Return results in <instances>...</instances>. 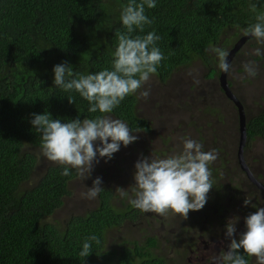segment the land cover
Returning a JSON list of instances; mask_svg holds the SVG:
<instances>
[{"label": "trees", "instance_id": "16d2710c", "mask_svg": "<svg viewBox=\"0 0 264 264\" xmlns=\"http://www.w3.org/2000/svg\"><path fill=\"white\" fill-rule=\"evenodd\" d=\"M127 2L0 0V264L170 263L157 254L160 243L155 237L143 245L127 240L107 251L108 233L127 222L138 221L139 213L131 205L118 210L114 190L107 185L102 186L105 191L98 196L95 208L71 216L64 225L49 219L70 196V184L78 178L75 172L71 178L63 177L59 165H47L38 182L29 188L39 165L32 149H40L39 134L30 124L32 114L48 111L54 119L63 120L99 115L89 113L88 102L75 91L64 92L54 86L53 67L67 63L82 74L111 69L117 46L115 33L124 31L120 10ZM253 3L256 12L251 10ZM145 14L152 24L145 26L144 33L134 35L154 30L161 37L158 47L165 59L155 76L160 82L166 83L176 71L197 61L205 66L212 80H219L221 70L214 67L218 59L211 48L232 51L245 37L243 30L256 23L258 14H264V0H158L154 9H145ZM250 40L253 39L236 52V57ZM258 59L264 60V56ZM219 90L225 94L222 88ZM138 102L135 95L129 96L108 115L122 119L134 132L151 134L152 124L139 115ZM247 135V143L264 141V105L247 119ZM218 141L215 137L213 143ZM210 167L217 197L214 207L222 212L221 202L229 199L234 209L238 195L229 197L218 170ZM229 175L228 178H235V173ZM247 186L261 190L250 181ZM260 207L264 203L237 206V211L245 208L249 216ZM202 220L211 221L207 217ZM184 229L182 226L179 231ZM180 232L178 236L182 237ZM188 233L196 235L198 230ZM90 234L97 235L101 243L93 246V254L84 261L78 253ZM177 240L172 247L181 238Z\"/></svg>", "mask_w": 264, "mask_h": 264}, {"label": "clouds", "instance_id": "9594fccd", "mask_svg": "<svg viewBox=\"0 0 264 264\" xmlns=\"http://www.w3.org/2000/svg\"><path fill=\"white\" fill-rule=\"evenodd\" d=\"M157 3L158 0H128L122 5L119 20L124 31L115 33L117 46L111 69L82 74L67 63L53 67L54 86L64 92L75 91L88 102L89 113H99L93 118L77 116L72 120L54 119L48 111L32 114L30 124L39 134L41 155L59 165L63 177L71 178L75 172L76 176L87 180L94 165L101 160L111 161L122 146L126 148L137 141L138 136L134 134L137 132L122 119H113L108 114L158 75L165 59L158 47L161 37L154 30L146 35H134L144 33L145 26L152 24L145 9H154ZM251 10L257 11L255 3L251 4ZM243 34L264 46V14H258L256 23L245 28ZM211 51L218 59V68L229 73L232 67L227 59L229 52L219 47H213ZM254 54L264 56V47H257ZM243 71L253 79L258 74L254 62L243 65ZM149 95L150 90L140 92L144 99ZM68 101L73 104L72 99ZM216 159V150L206 152L202 142L186 137L183 150L177 154L138 159L134 166V185L128 189L118 187L115 191L143 213L159 216L171 213L186 219L190 212H198L207 204L208 194L213 189L210 165ZM103 191L102 178L97 177L84 195L94 200ZM250 203V200H244V206ZM238 222L239 217L226 222L225 236L230 243L227 251L222 250L213 258V264H249L246 257H255L256 264H264V207L256 208L245 218L246 230L237 239ZM100 243L97 235L90 234L82 242L79 257L85 261L93 254V246Z\"/></svg>", "mask_w": 264, "mask_h": 264}, {"label": "rangeland", "instance_id": "374dc122", "mask_svg": "<svg viewBox=\"0 0 264 264\" xmlns=\"http://www.w3.org/2000/svg\"><path fill=\"white\" fill-rule=\"evenodd\" d=\"M257 47L260 45H256L255 40H250L240 55L234 57L230 63L231 71L226 75V79L232 85V92L245 106L248 118L254 116L264 105V60H259L254 54ZM211 53L215 55L213 52ZM249 62H254L258 73L254 79L249 78L243 71V65ZM214 67L219 69L218 65ZM212 78L209 77L208 70L200 61L188 68L179 69L166 83L160 82L157 77L153 76L135 94L139 101V115L152 124L153 132L151 134L136 133L138 139L135 143L126 148L122 146L111 161L105 163L101 160L94 165L89 179L78 177L72 181L70 196L65 199L62 208L49 220L64 225L71 216L83 215L95 208L98 205V197L90 200L84 194L88 188L92 187V183L97 177L102 178V186L107 185L114 190L116 196L114 205L118 210L124 211L130 204L127 199L120 198L115 190L118 187L128 189L134 185V166L138 159L166 158L177 154L183 150V141L186 137L202 142L203 150L206 152L216 150L217 159L212 165L213 170H218V176L229 197L238 195V202L234 201L238 207H244V200L249 197H251L252 205L259 206L264 203V190L250 189L247 186L249 182L247 177L239 171L236 140L237 137L239 139V124L236 113L232 109V101L218 89L219 80L216 78L212 80ZM145 90H150L147 99L140 97V92ZM196 103L199 104V108H215L218 115H212L211 122L208 116L203 121L198 120L199 112L195 108ZM229 109L233 112L232 114ZM231 119L233 121H230ZM215 137L219 139L218 143H213ZM32 151L39 158V165L32 176L29 188L38 182L47 165L55 164L44 158L40 149H32ZM244 157L254 177L264 185V141L256 139L252 143H247L244 148ZM226 161L228 162L226 163ZM237 162L238 164H236ZM229 173L231 175L235 173V178L233 176L228 178ZM214 192V188L210 190L208 202L203 210L190 212L186 219L171 213L159 216L155 213H143L136 209L139 212L136 219L138 221L127 222L122 227L108 233L107 251H111L113 247L127 240L143 245L147 239L155 237L160 243V250L157 251L159 256L168 260L169 264H187L188 258L195 256L193 252L200 254L209 252V249L204 252L206 246L201 244L202 238L196 239L199 237L198 234L188 233L191 229L199 231V229L207 227V223H212L213 227H216L214 231H218L217 234L220 235H214V237L218 239L221 237L219 242L230 243L221 232L225 229L229 219L241 218L242 212L236 214L237 206L232 209V202L229 199L221 202L224 207L222 212L209 211V206L216 207L214 200L216 201L217 197ZM203 217L210 218L211 221L206 222L202 220ZM182 226H185V229L180 232L179 228ZM239 230L240 228L236 232L237 239L242 233ZM179 232L183 234L182 237L178 236ZM206 237L208 241L209 237ZM180 238L177 246L172 247ZM189 243L191 247L188 246ZM193 243L196 245L195 248ZM212 246H214V242L207 247L211 248ZM190 263L192 262L190 261Z\"/></svg>", "mask_w": 264, "mask_h": 264}, {"label": "flooded vegetation", "instance_id": "af4514ba", "mask_svg": "<svg viewBox=\"0 0 264 264\" xmlns=\"http://www.w3.org/2000/svg\"><path fill=\"white\" fill-rule=\"evenodd\" d=\"M219 89H221L220 88V85H219ZM225 95V94H224ZM225 97L227 98V96L225 95ZM225 97H223V98H225ZM225 98V99H226ZM228 99V98H227ZM226 99V100H227ZM200 101V100H199ZM210 105H213V104H210ZM231 105H232V109L235 111V113H236V118H237V120H238V124H239V112H238V109L236 108V106L234 105V103H231ZM195 108H196V110H198V112H199V118H198V120H205V117H210V116H215V115H218V112L216 111V109L215 108H205V107H202V108H199V104L198 103H196L195 104ZM244 108H245V106H244ZM204 112L206 113L205 115H204ZM229 112L232 114L233 112L229 109ZM247 111H246V108H245V113H246ZM246 117H247V119H248V116H247V113H246ZM209 121L211 122L212 121V119H209ZM230 121H233L232 119L230 120ZM152 129H153V127H152ZM238 130H239V128H238ZM152 132H153V130H152ZM233 138H234V136H233ZM237 147H238V144H239V139H238V137H237ZM228 144H230L229 142H228ZM236 164H238V162L236 163ZM211 165H213V164H211ZM239 165V164H238ZM239 171H241L243 174H245L243 171H242V169L240 168V166H239ZM246 176V175H245ZM248 179V178H247ZM249 180V179H248ZM250 181V180H249ZM251 182V181H250ZM252 183V182H251ZM253 184V183H252ZM255 185V184H254ZM211 210H216V208L214 207V206H209V211H211ZM240 212H242V216H241V218H239V222H238V224L236 225V228H237V230L240 228V230H239V232H244V229H246L245 228V224H244V220H245V218L248 216V214L249 213H247V211H246V209L244 208L243 209V211H237L236 212V214L237 213H240ZM219 216H221V215H219ZM206 222H208L207 220H206ZM207 227H204V228H202V229H199V231H198V235H199V237L198 238H196L197 240H199V239H201L202 238V241H201V244H203L204 246H206L205 248V250H204V252H206L207 251V249H209V252H207V253H204V254H202L203 252H201V254L200 253H198V252H193L194 253V257H190V258H188V261H187V264H213V258L214 257H218L219 255H220V253H221V251L222 250H224V251H227V247H228V245H229V243L228 242H219L220 241V238L218 239V238H215L214 237V235H220V234H217L218 233V231H214V228H216V227H213V225H212V223H207V225H206ZM242 228V229H241ZM219 233H220V231H219ZM222 234H223V236L225 235V229H223L222 230V232H221ZM241 233V234H242ZM206 236H208L209 238H208V241H207V237ZM213 242H214V246H212L211 248H208L207 246H211V244H213ZM218 244H220V245H218ZM188 246H190L191 247V244L189 243L188 244ZM196 247V245L194 246V248ZM200 254V255H199ZM247 259H249V264H256V259H255V257H251V258H248V257H246ZM191 259H193V260H191ZM190 261L192 262V263H190ZM179 262V261H178ZM177 264H180V263H177Z\"/></svg>", "mask_w": 264, "mask_h": 264}, {"label": "water", "instance_id": "95a60500", "mask_svg": "<svg viewBox=\"0 0 264 264\" xmlns=\"http://www.w3.org/2000/svg\"><path fill=\"white\" fill-rule=\"evenodd\" d=\"M251 37H244L241 39L234 49L229 52L228 56V62L231 63L234 59L236 52L241 49L242 45L246 43L247 40H249ZM226 73H223L221 71V75L219 78V85L223 89L225 95L228 99H230L239 112V144H238V161L240 168L245 173L246 177L255 184L259 189L264 190V185L261 184L257 179L254 177L251 169L246 163L245 157H244V148L247 144L248 135H247V117L245 113V108L242 102L235 96V94L232 92L231 87L229 86L228 80L226 79Z\"/></svg>", "mask_w": 264, "mask_h": 264}]
</instances>
